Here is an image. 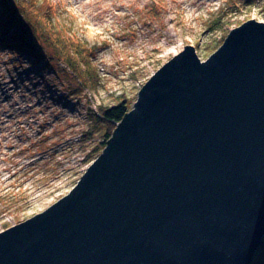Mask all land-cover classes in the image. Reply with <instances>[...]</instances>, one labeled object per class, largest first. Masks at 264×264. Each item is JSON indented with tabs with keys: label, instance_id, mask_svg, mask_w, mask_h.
<instances>
[{
	"label": "water",
	"instance_id": "95a60500",
	"mask_svg": "<svg viewBox=\"0 0 264 264\" xmlns=\"http://www.w3.org/2000/svg\"><path fill=\"white\" fill-rule=\"evenodd\" d=\"M264 237V22L150 78L70 191L0 231V264H250Z\"/></svg>",
	"mask_w": 264,
	"mask_h": 264
},
{
	"label": "rangeland",
	"instance_id": "374dc122",
	"mask_svg": "<svg viewBox=\"0 0 264 264\" xmlns=\"http://www.w3.org/2000/svg\"><path fill=\"white\" fill-rule=\"evenodd\" d=\"M50 1L66 50L78 41L87 56L76 55V75L63 60L7 45L14 27L0 22V231L72 189L121 121H104L101 110L122 101L132 109L170 55L189 42L204 60L246 17L264 22V0Z\"/></svg>",
	"mask_w": 264,
	"mask_h": 264
},
{
	"label": "trees",
	"instance_id": "16d2710c",
	"mask_svg": "<svg viewBox=\"0 0 264 264\" xmlns=\"http://www.w3.org/2000/svg\"><path fill=\"white\" fill-rule=\"evenodd\" d=\"M0 22L3 27H14L8 36L7 45L17 50L28 51L35 57L46 58L47 62L63 60L70 70L77 75L81 64L76 55L85 52L84 44L73 41V46L66 50L65 43L69 42L70 36L61 27L54 24L56 6L50 0H0ZM36 31H41L39 40L36 38ZM5 34H7L5 32ZM9 35V34H8ZM36 39V40H35ZM46 46L45 50L39 49V45ZM51 48V51H48ZM14 50V48H12ZM48 49V50H47ZM48 53H52L51 55ZM87 56L86 52L83 54ZM43 56V57H42ZM127 109L124 101L118 105L101 110L104 121L117 122L123 118ZM110 136V133H107ZM250 264H264V237L263 244Z\"/></svg>",
	"mask_w": 264,
	"mask_h": 264
},
{
	"label": "bare ground",
	"instance_id": "6f19581e",
	"mask_svg": "<svg viewBox=\"0 0 264 264\" xmlns=\"http://www.w3.org/2000/svg\"><path fill=\"white\" fill-rule=\"evenodd\" d=\"M90 2H91V0H83L81 3L88 4Z\"/></svg>",
	"mask_w": 264,
	"mask_h": 264
}]
</instances>
